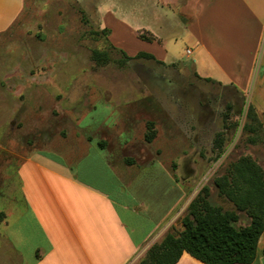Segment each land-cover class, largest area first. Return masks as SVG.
<instances>
[{
  "label": "rangeland",
  "instance_id": "374dc122",
  "mask_svg": "<svg viewBox=\"0 0 264 264\" xmlns=\"http://www.w3.org/2000/svg\"><path fill=\"white\" fill-rule=\"evenodd\" d=\"M99 30L93 2L24 0L19 19L0 35V76L6 64L24 68L6 70L14 73L12 83L19 95L0 102L5 110L20 107L18 117L10 113L3 118L0 109V195L3 190L11 193L6 210L13 206L10 198L23 209L17 214L21 219L13 211L6 227L7 239L24 262L9 245L4 248L0 238V256L5 254L0 264H32L36 249L45 246L25 208L17 177L18 165L38 152L64 158L77 168L80 182L119 200L123 182L117 171L115 178L105 167L107 153L98 141L115 144L111 150L119 153V163L135 176L132 190L143 184V190L138 189L142 216L132 222L145 229L152 225L144 219L145 208L159 222L165 214L164 237L183 230L191 202L205 187L211 204L234 208L215 185L231 163L250 156L264 170V126L257 143L244 131L251 105L247 96L199 79L187 61L172 65L127 61L105 37L94 34ZM94 50L108 52L110 61L96 63ZM136 148H141L139 157ZM249 222L241 214L239 225ZM3 227L0 223L1 235ZM161 238L162 232L136 263Z\"/></svg>",
  "mask_w": 264,
  "mask_h": 264
},
{
  "label": "crops",
  "instance_id": "0c3cea01",
  "mask_svg": "<svg viewBox=\"0 0 264 264\" xmlns=\"http://www.w3.org/2000/svg\"><path fill=\"white\" fill-rule=\"evenodd\" d=\"M86 1L96 6L99 29L110 30L107 40L114 51L131 58L144 53L154 59H141L164 65L187 61L196 76L212 79L247 96L264 126V0ZM23 7L24 0H0V35L19 19ZM142 34L152 40L141 38ZM7 66L0 76V102L19 95L12 83L14 73L6 70L24 68ZM18 108L14 106L9 111L0 106L4 109L1 117L10 113L18 117ZM96 141L88 142L89 146ZM98 146L107 153V170L115 178L117 171L123 182L119 200L107 191L80 182L77 168L62 157L51 158L38 152L18 165L25 208L45 241V246L36 249L32 264H138L137 258L150 241L160 232L162 238L158 243L164 239L165 214L159 222L158 216H150L149 208L145 213V208L144 219L153 226L145 229L132 222L142 216L138 189L143 184L132 190L135 176L127 174L129 169L119 163V153L111 150L115 144L111 146L104 140L98 141ZM139 149L136 148V157L141 156ZM67 187L73 191L65 190ZM9 194L5 195L3 190L0 195V213L5 215L4 221H0L4 226L0 238L4 248L9 245L23 263L20 251L7 239L8 219L13 211H17V216L22 209L16 208L14 198H10L13 206L4 208ZM21 217L19 214L16 218ZM263 251L264 232L252 264H264ZM1 258L5 259L4 252L0 261ZM177 264L204 263L185 252Z\"/></svg>",
  "mask_w": 264,
  "mask_h": 264
},
{
  "label": "trees",
  "instance_id": "16d2710c",
  "mask_svg": "<svg viewBox=\"0 0 264 264\" xmlns=\"http://www.w3.org/2000/svg\"><path fill=\"white\" fill-rule=\"evenodd\" d=\"M94 34L105 37L108 42L110 30H99ZM140 37L152 40L145 34ZM121 54L127 61L147 57L154 59L144 53L134 58ZM92 58L101 65L110 61L105 51L94 50ZM198 78L216 83L212 79ZM244 131L252 135V143H257L263 132V123L252 105L247 111ZM215 185L220 197L234 208L225 210L211 204L210 190L205 187L191 202L183 219V230L177 235L168 233L161 243L148 250L139 264H177L185 252L204 264H252L255 261L258 243L264 232L263 168L252 157L243 156L231 163L224 175L215 179ZM241 214L250 219L247 225H239ZM4 219L5 215L0 213V221Z\"/></svg>",
  "mask_w": 264,
  "mask_h": 264
},
{
  "label": "built area",
  "instance_id": "2783aa9c",
  "mask_svg": "<svg viewBox=\"0 0 264 264\" xmlns=\"http://www.w3.org/2000/svg\"><path fill=\"white\" fill-rule=\"evenodd\" d=\"M188 52H190V51H188Z\"/></svg>",
  "mask_w": 264,
  "mask_h": 264
}]
</instances>
